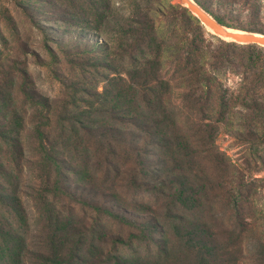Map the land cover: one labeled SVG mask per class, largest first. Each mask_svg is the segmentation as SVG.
Instances as JSON below:
<instances>
[{
    "label": "trees",
    "instance_id": "1",
    "mask_svg": "<svg viewBox=\"0 0 264 264\" xmlns=\"http://www.w3.org/2000/svg\"><path fill=\"white\" fill-rule=\"evenodd\" d=\"M195 1L225 27L264 34V0ZM14 2L41 33L50 31L43 22H88L87 30L104 42L91 45L84 55H93L92 66L107 74H98L102 91L64 85L59 97L70 95L60 106L37 91L30 111H15L1 131L13 165L0 163V175L8 180L7 185L0 182L5 213L0 215V264H215L222 249L211 226L179 214H173L176 233L196 254L193 261L124 257L119 248L127 244L158 245L159 227L153 219L114 210V200L98 182H114L121 172L116 162L125 154L138 166L130 175L131 187L169 192L171 210L194 212L202 206L205 187L181 175L182 166L179 173L152 183L151 148L175 151L182 165L210 152L227 168L229 207L243 216L250 202L246 192L252 197L257 192L253 183L264 174V47L222 40L170 0ZM80 50L77 44L68 47L74 55ZM109 103L113 107L104 108ZM220 133L243 146V169L218 150ZM201 144L204 151L198 149ZM81 156L92 163L81 165ZM144 165L150 166L146 172ZM90 170L97 178L93 183L85 179ZM106 217L139 232L126 240L104 234ZM110 240L114 253L102 257L101 245Z\"/></svg>",
    "mask_w": 264,
    "mask_h": 264
},
{
    "label": "rangeland",
    "instance_id": "2",
    "mask_svg": "<svg viewBox=\"0 0 264 264\" xmlns=\"http://www.w3.org/2000/svg\"><path fill=\"white\" fill-rule=\"evenodd\" d=\"M165 1L162 0V3ZM170 1L180 4V0ZM15 3L14 0H0V163L6 166L13 164L7 147L2 144L1 131L15 111V114H24V109L30 111L32 101L38 98L35 94L37 91L46 98L56 99L53 103L57 106L68 102L62 99H68L70 94L66 95L67 97H59L61 88L66 84H80L81 88L84 86L93 89L96 86L102 91L104 85L99 75L107 74L103 70L98 72L96 67L92 66L93 55L87 52L84 55V51L91 45L104 42L100 34L87 30L88 22L76 25L43 22L50 31L41 33L37 24L30 21ZM81 27L86 29L83 30ZM72 44L81 47L78 55L68 51L69 45ZM25 71H28L26 76ZM71 92L72 90L68 91ZM112 104L109 103L104 108L110 109L113 107ZM131 111L137 113V110ZM99 115L109 120L107 116ZM216 146L222 154H226L234 164L243 169V146L225 133L218 135ZM198 149L204 151L205 148L201 144ZM151 154L154 162V172L150 178L152 183L161 179L166 180L169 175L179 173L178 167L182 166L185 169L181 171V175L186 173L195 185L205 187L202 189H206V192L200 196L202 201L200 209L189 212L183 208L173 207L171 210L169 192L165 194L144 192L131 187L130 175H133L138 166L134 164L133 158L122 154L116 162L121 172L115 175L114 179L112 177L114 182L99 181L98 184L104 186L109 199L114 200L110 202L114 210L119 213L125 212L129 218L153 219L159 227L158 245H148L137 240L139 242L119 248L124 257L131 259L174 257L178 262L193 261V257H197L196 254L187 248L176 233V219L173 214H179L185 220L207 222L211 226L218 238L216 245L222 249L215 258V264H264V174L257 176L263 180L253 183V187H257L253 190L257 189V192H251L252 197L246 192L248 199L246 201L250 202H245L243 216L239 217L228 205L225 181L229 175L227 168L219 165L216 155L202 152L191 162H184L182 165L181 156L171 149L151 148ZM79 162L83 165L87 164L88 160L81 156ZM143 169L146 172L150 166L144 165ZM90 171L85 172L87 175L85 179L93 183L97 178L93 176V170ZM5 181L8 180L0 175V182L7 185ZM28 183L29 179L26 178L24 184ZM0 215L4 216L5 213L0 210ZM104 226L105 228L101 229L102 233L120 236L125 240L139 232L110 217L104 218ZM110 242L111 240L109 244L101 245L104 250L102 257L114 253ZM159 248L166 249L167 254H161Z\"/></svg>",
    "mask_w": 264,
    "mask_h": 264
},
{
    "label": "water",
    "instance_id": "3",
    "mask_svg": "<svg viewBox=\"0 0 264 264\" xmlns=\"http://www.w3.org/2000/svg\"><path fill=\"white\" fill-rule=\"evenodd\" d=\"M180 4L186 7L212 35L228 42L255 44L264 47V34L252 32L230 33L229 28L219 23L195 0H180Z\"/></svg>",
    "mask_w": 264,
    "mask_h": 264
},
{
    "label": "bare ground",
    "instance_id": "4",
    "mask_svg": "<svg viewBox=\"0 0 264 264\" xmlns=\"http://www.w3.org/2000/svg\"><path fill=\"white\" fill-rule=\"evenodd\" d=\"M228 31H229L230 33H242V32H240V31H236V30H232V29H228Z\"/></svg>",
    "mask_w": 264,
    "mask_h": 264
}]
</instances>
